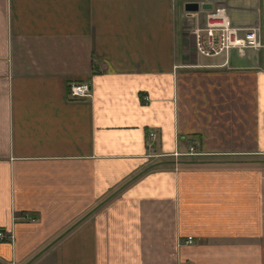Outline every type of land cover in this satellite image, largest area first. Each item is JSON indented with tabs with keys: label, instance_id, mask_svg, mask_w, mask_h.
Segmentation results:
<instances>
[{
	"label": "crops",
	"instance_id": "obj_1",
	"mask_svg": "<svg viewBox=\"0 0 264 264\" xmlns=\"http://www.w3.org/2000/svg\"><path fill=\"white\" fill-rule=\"evenodd\" d=\"M187 1L0 0V264H264L263 53Z\"/></svg>",
	"mask_w": 264,
	"mask_h": 264
},
{
	"label": "built area",
	"instance_id": "obj_2",
	"mask_svg": "<svg viewBox=\"0 0 264 264\" xmlns=\"http://www.w3.org/2000/svg\"><path fill=\"white\" fill-rule=\"evenodd\" d=\"M209 0H200L204 2ZM214 6L211 10H206L203 13V23L190 29V33L194 36V45L196 52L201 55L210 56L221 52H229L234 50L237 54L244 56L248 51L254 55L263 53V64L256 66L261 68L264 66V38L262 37L261 24L258 21H251L246 24H236L232 19L227 9L222 6L223 0H213ZM222 3V4H221ZM90 92V86L87 82H72L68 85V97L70 99H78L87 97ZM151 137L155 133L150 132ZM177 155L178 152H173ZM185 155L199 154L190 149ZM24 217L33 219L27 214H22ZM13 238V233L0 228V243L10 241ZM193 237L188 236L184 243H192Z\"/></svg>",
	"mask_w": 264,
	"mask_h": 264
},
{
	"label": "rangeland",
	"instance_id": "obj_3",
	"mask_svg": "<svg viewBox=\"0 0 264 264\" xmlns=\"http://www.w3.org/2000/svg\"><path fill=\"white\" fill-rule=\"evenodd\" d=\"M221 1V0H220ZM228 1V0H227ZM229 2H222V6L230 11L231 19L237 24L249 23L254 18L260 19V10L256 4L250 3L245 0H229ZM229 3V4H228ZM257 15V16H256ZM255 16V17H254ZM199 20L200 15H199ZM254 21V20H253ZM257 21V20H256ZM196 22V20H195Z\"/></svg>",
	"mask_w": 264,
	"mask_h": 264
},
{
	"label": "water",
	"instance_id": "obj_4",
	"mask_svg": "<svg viewBox=\"0 0 264 264\" xmlns=\"http://www.w3.org/2000/svg\"><path fill=\"white\" fill-rule=\"evenodd\" d=\"M214 4L211 1H187L184 4V10L188 13L197 12L199 10H211Z\"/></svg>",
	"mask_w": 264,
	"mask_h": 264
}]
</instances>
